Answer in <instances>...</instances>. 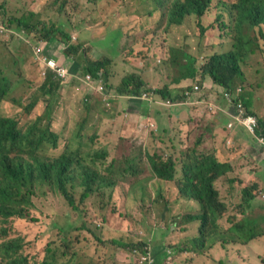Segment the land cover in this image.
<instances>
[{
    "label": "rangeland",
    "instance_id": "1",
    "mask_svg": "<svg viewBox=\"0 0 264 264\" xmlns=\"http://www.w3.org/2000/svg\"><path fill=\"white\" fill-rule=\"evenodd\" d=\"M165 11L163 6L151 0H0V80L10 89L6 98L8 101L2 102L5 114L18 116L24 128L35 124L41 131L44 124L60 132L62 138H59L58 148L46 152L51 157L60 155L64 142L71 136L70 131L78 130L77 135L83 138L84 150H87L88 144L94 149H106V164L136 156L137 165L141 168L138 176L126 175L125 182H118L112 189L107 188V194L111 193L109 199L90 195L81 202L79 195L82 188L77 186L74 189L75 204L80 205V210H71L58 193L47 186L40 187L41 196L34 198L30 218L15 219L11 231V235L22 239L24 250L36 263H40L45 256L48 260L53 256L57 264H63L73 253L71 264H139L140 254L131 253L137 250L139 253H151L155 264L157 261L158 264H179L178 259L185 254H180V249L185 248L196 252V259H202L206 264L210 261L212 264H264V236L260 241L242 243L237 236L227 232L232 224L222 219L212 224L208 218L205 219L206 239L200 237L199 228L189 231L188 227L193 225L189 217L203 215V207L194 200L178 197L174 185L157 180L150 173L149 159L143 153L144 146L150 154L159 150V154H162V150L175 146L173 154L185 156L184 160L187 153L193 155L194 148L201 152L214 149L219 161L230 166V177H237L239 184H244L245 180L254 179L256 172L264 177V136L247 130L252 136L249 140L255 139L258 145H254L256 159L247 158L248 166L243 167L244 152L247 151L245 148L240 151V143L236 140L230 143L226 141L227 131L231 138L238 127L234 122L226 127L225 118L214 114L215 118L211 120L204 112L201 118H192L190 121L193 124L189 125L185 117L177 121L172 110L182 107L188 111L190 107H195L194 100L188 101L187 105L178 101L170 107L173 109H167L151 96L132 100L113 94L123 77L135 74L147 76L150 83L146 86L155 89L156 86L160 89L168 87L176 95L173 87L179 91L183 84L175 81H179L180 72L169 61L171 56L177 60L185 53L195 62L184 60V64L188 62L193 69L201 70L211 55L228 50L225 43L231 42L234 35L231 28L222 26L223 23L230 25L228 17L219 21L212 19L211 15L204 21L207 30L201 35L197 18L191 16L178 31L168 34L162 21ZM24 14L31 25L37 22L46 27L54 25L68 34L70 45L75 49V52L68 53L59 42L58 34L57 39L53 40L52 59L66 73L53 107L47 105L44 97L26 111L31 97L38 94L43 67L35 56L37 45L34 39L40 32L35 34L34 30L26 31L8 23L9 19ZM144 15L146 18L141 21L139 17ZM171 48L181 51V57ZM88 60L103 62L109 78H112L109 88L104 85L103 91L108 98L94 94L97 99L92 107L89 99L93 94L88 91L95 87V79L80 82L83 80L80 77L88 73L84 71ZM186 67L184 65L182 69L185 71ZM242 69L247 78L254 79L264 71V60L262 57H248L242 63ZM205 80L211 81L209 76ZM192 81V84L199 85L204 82L201 74ZM87 84H91V88ZM238 85L241 84L237 82L235 86ZM233 88L238 94L240 86ZM247 91L250 90L246 88ZM123 95L128 97L127 94ZM233 97L237 95L233 94ZM209 98L207 94L206 101L214 102ZM214 103L224 104L221 94ZM229 104L232 105L230 98L225 101V105ZM225 105L223 108H226ZM162 107L165 109L162 110ZM259 113H264V107ZM145 123L153 127L149 128ZM152 130L156 131L155 137L151 135ZM218 150L222 151L221 156ZM22 157V161L26 162L27 152H23ZM71 158L70 174L78 182V164L81 161L78 156ZM100 161L102 159L98 163ZM130 183H134L136 188L129 187ZM225 184H231L228 178L217 180V187L224 195L227 193ZM247 186L251 187L249 184ZM123 189L127 190L124 194ZM262 192L253 208V214L261 218L264 217V188ZM229 211L235 212L234 205ZM255 219L262 223L261 219ZM87 236L89 240L85 241ZM63 237H67L71 244L64 247ZM48 248L50 254H46ZM63 252L67 254L61 257Z\"/></svg>",
    "mask_w": 264,
    "mask_h": 264
},
{
    "label": "trees",
    "instance_id": "2",
    "mask_svg": "<svg viewBox=\"0 0 264 264\" xmlns=\"http://www.w3.org/2000/svg\"><path fill=\"white\" fill-rule=\"evenodd\" d=\"M151 1L163 6L166 10L162 15V21L165 23V32L168 34L178 31V28L186 22L187 18L195 16L201 35H203L207 30V27H204V21L213 15L212 19L215 18L219 21L228 17V20H231L230 25L223 23L222 26L231 28L234 35L231 42L225 43L228 44V50L211 55L201 70L193 69L188 64V62L194 63V59L185 53L182 55L178 49L171 48L172 51L179 54V57L182 55V58L177 60L173 56L169 59L171 64L180 72L179 81L175 80L176 83L181 82L183 84L180 92L173 87L177 91L176 95L168 87L160 89L156 86L155 89L146 86L147 83H150L147 76L135 74L126 75L121 79L120 85L116 87L117 93L120 95L127 94L135 98H142L144 94L148 97L160 96L161 102L170 101L174 103L187 99L185 90L192 91L195 86L192 84V80H195L199 74L203 80L209 76L211 83L221 86L229 93L233 87L240 86L239 95L233 98V102L236 105L242 104L248 115L258 118L259 129L256 134L264 136L263 116L258 112L255 115L256 113L251 111L250 107H246L243 96L246 95V88L252 87L251 91L259 95L264 106V71L259 72L254 79H249L242 69V63H245L248 57H262L264 60V0ZM144 17L146 18V15L139 17V19L144 21ZM8 23L26 31L34 30L35 34L40 32L38 35L36 34L35 39L38 46L57 39L58 34L60 42L66 47L68 53L75 52V49L70 45L68 34L54 25L46 27L41 22L31 25L25 15L21 18L9 19ZM127 53L133 55L131 51H127ZM140 57L146 59L144 56ZM126 60L129 61V59ZM184 60L188 61L187 64H184ZM184 65L187 66L185 71L182 69ZM84 71L94 78L100 75L106 83L108 81L109 74H107L106 65L101 61L91 62L88 60ZM41 82L38 94L31 97L26 111L30 110L38 99L44 97H46L45 102L49 107L53 105L59 88L58 81L48 71L45 79ZM237 82L241 85L235 86ZM9 91L10 89H7L5 83L0 80V264H57L53 256L51 260L45 256L40 263H36L24 250L22 239L11 235L13 221L30 218L31 210L34 208V198L41 196L40 187L42 186H47L58 193L71 210H80V205L75 204L74 189L77 186L82 188L79 195L81 202L90 195L109 199L111 193L107 194V188L112 189L118 182H125L127 180L126 175H139L141 168L137 165L138 157L128 156L106 164L104 162L106 149L104 147L94 149L88 144L89 147L84 150L83 138L77 135L78 130L70 131L71 136L64 142L63 151L60 155L56 157L46 155L47 151L58 148L56 135L50 132L51 128L46 127L47 125H41V131L35 124L24 128L25 125L21 124L18 116L6 115L5 108L2 109L4 106L2 102L8 101L6 98ZM220 94L224 99V92H220ZM155 133L154 130L151 131L153 137L156 136ZM172 150H175V146H171L166 151L162 150V154H159L160 150L150 154L145 146L143 147L144 156L149 159L150 173L162 183L174 185L178 197L189 201L194 200L203 207V215L189 217L191 221L201 222L199 226L200 237L207 238L205 219L208 218L212 224H216L221 219L232 224L227 232L233 234L234 237L237 236V239L242 243H249L251 240L260 241L258 240L259 237L264 236V217L254 215L253 208L255 201L263 194L264 177L262 174L256 172L255 176L252 174L254 179L245 180L244 184H239L240 179L230 177V166L219 161L215 156L216 151L214 149L211 152H201L194 148L193 155L187 153V159L184 160L185 156L177 157ZM23 152H27L26 162L21 159ZM71 156H78L79 161H81L78 164L80 169L78 182L74 181V177L70 174ZM100 159L102 161L98 163ZM263 161L264 159H262ZM243 173L245 172L243 171ZM224 178H228L229 183H231L230 185L225 184L226 195L216 184L218 179ZM129 187L136 188L134 183H130ZM37 188L39 189L37 190ZM125 192L127 190L123 189V194ZM232 194L233 196H230ZM233 205L235 212L231 213L229 209ZM255 218L261 219L262 223ZM61 239L64 247L71 244L67 237ZM87 240H89L88 236L85 241ZM50 253L51 250L48 248L46 254ZM66 254L63 252L60 256L64 257ZM72 257L63 264H71Z\"/></svg>",
    "mask_w": 264,
    "mask_h": 264
},
{
    "label": "crops",
    "instance_id": "3",
    "mask_svg": "<svg viewBox=\"0 0 264 264\" xmlns=\"http://www.w3.org/2000/svg\"><path fill=\"white\" fill-rule=\"evenodd\" d=\"M205 87V88H204ZM241 90V88H239ZM253 88L251 87L249 90L247 91L248 93H246V95L244 96L245 99V105L246 107H250V110L255 112L257 115V112L259 113L260 110L263 109V104H262V100L260 99L259 95L255 94L253 91H251ZM234 90V88L232 89ZM203 91L201 94L199 92ZM220 91L223 92V88H221V90H218L213 83L207 82L206 80L204 81V83L201 85V89L200 91L194 93L190 99H188L187 101H182V104L187 105L188 101L194 100L195 101V107L194 108H189L188 111H186L185 109H183L182 107H178V108H170L174 105H176V103H172V105L170 107H165L167 109H173L172 110V115L174 117H176L177 121H181L183 117H185L186 119V124H193V121H190L192 118H194L195 120H197V116H199V118H201L203 116V113L206 112L208 113V118L213 120V115L216 114L218 115L219 118H225V124L227 127V124L230 122H234L238 127L235 128L234 132H233V137L229 138L228 135H230V133H228L227 131V135H226V141L228 143L230 142H235L234 140L238 141L240 143V151L245 148L244 152V158H243V167H247L248 166V160L247 158H251L253 160H255V156H256V151L254 149V145H258L254 139V141L249 140L250 136L247 132V128L246 126L243 124V122L240 119V113L237 109V105L234 104V102H232V105H225V101L227 100L226 98H222L224 104L219 103V104H215V98L218 96V94H220ZM235 92V91H234ZM240 92V91H239ZM209 95V99H212L214 102L212 101H206V95ZM235 94L238 96L239 93L237 94L235 92ZM242 102V101H241ZM162 104H164V102H162ZM223 105H225L226 108H223ZM209 106H213V109L211 110L209 108ZM197 107V108H196ZM244 107V106H243ZM164 107H162V110L165 109ZM245 108V107H244ZM216 110V112H214ZM245 110V109H244ZM196 111V112H193ZM247 113V112H246ZM260 115L264 116V113H259ZM251 116V115H250ZM193 119V120H194ZM217 120V119H215ZM185 127V126H182ZM222 134V133H220ZM229 139H231L232 141H228ZM246 143H248L246 145ZM260 152H262V149L259 150ZM219 155L221 156L222 151L218 150ZM225 155V154H224ZM226 157V155H225ZM256 164L259 165V162L256 161ZM263 239V236L260 237L258 240ZM181 253H185V254H181ZM180 258L179 260V264H206L205 261H203L202 259H196L198 257V255L196 254V252H190L189 250L183 248L180 249ZM190 255V256H189ZM230 262V261H229ZM213 262L210 261L208 262V264H212ZM155 264V263H154ZM158 264V261L157 263Z\"/></svg>",
    "mask_w": 264,
    "mask_h": 264
},
{
    "label": "clouds",
    "instance_id": "4",
    "mask_svg": "<svg viewBox=\"0 0 264 264\" xmlns=\"http://www.w3.org/2000/svg\"><path fill=\"white\" fill-rule=\"evenodd\" d=\"M24 15H26V14H24ZM23 16V15H22ZM21 16V17H22ZM21 17H19V18H21ZM11 19H13V18H11ZM16 27V26H15ZM18 28V27H17ZM25 34V33H24ZM36 37H37V35H36ZM36 39V38H35ZM35 39H34V43L36 44V42H35ZM60 42V41H59ZM53 43V41H50V42H47V43H44V44H42L41 46H38L37 44V48H36V52H37V54L35 55L36 56V60L38 61V64H40V65H42V67H43V76H42V79L44 80L45 79V77H46V73L49 71L53 76H54V79L56 80V81H58V83H59V85H60V83H61V81H62V79H65V71H63V69H60L59 68V63H57V62H55V60L54 59H52L53 58V51H54V45L52 44ZM61 43V42H60ZM62 44V43H61ZM63 45V44H62ZM64 47V46H63ZM64 48H66V47H64ZM48 49H50V51L48 50ZM49 62H51V63H53V66H49L48 65V63ZM63 75H62V74ZM86 76H89V80H87L86 79ZM111 76H112V74H111ZM81 79H83V80H80V82H83V83H85V82H91L93 79H95V82H96V84H95V87L91 90V91H88V89H87V91L88 92H91L93 95H92V97L89 99V104H90V107H92V105L94 104V102H95V99H97V97H94V94H100V95H103L104 97H107L108 98V95H105V93H104V85L106 86V88H109V86H110V80H112V78H109L108 77V80L109 81H107V83L105 82V80L100 76V75H98V77L97 78H94V77H92L89 73H87V74H85V75H82L81 77H80ZM205 81V80H204ZM204 83V82H203ZM109 85V86H108ZM195 85H198L199 87H200V89H201V85H199V84H195ZM87 86L88 87H90L91 88V84H87ZM205 88V87H204ZM193 89H194V87H193ZM193 89H192V91H193ZM218 90H221V89H218ZM181 91V88H180V90L178 91V92H180ZM186 91H188V90H185V92ZM200 91V90H199ZM234 91H236V88H234V90H232L231 89V92H230V94H232V96H233V94H235V92ZM221 92V91H220ZM223 92H224V95H225V93H227L228 91H226V90H224L223 89ZM194 93H196V92H193L192 93V95L194 94ZM229 93V92H228ZM113 94H114V96H117V97H119V98H131L132 100L133 99H135V97H130V96H128V97H126L125 95H120V94H118L117 93V90L115 89V92L113 91ZM191 95V96H192ZM190 96V97H191ZM190 97L188 98L187 97V99H190ZM142 98H144V99H147L148 98V96L146 95V94H144L143 96H142ZM154 98H157L158 99V103L161 105V106H166V107H170L171 105H172V103L171 104H166V102L164 103V104H162V102L160 101V99H159V96H154L153 97V99ZM226 98V97H225ZM110 99V98H109ZM187 99H185V100H182V101H186ZM227 100H228V98H226ZM111 100V99H110ZM126 100H128V99H126ZM181 101V102H182ZM232 102H233V100H232ZM174 103H177V101L176 102H174ZM173 103V104H174ZM53 105H54V103H53ZM53 107V106H52ZM213 107V106H212ZM209 108H210V106H209ZM51 117H52V113H51ZM50 123H51V118H50ZM146 124V123H145ZM147 125V124H146ZM149 128H152L153 126H151V125H147ZM50 132L52 133V134H55L56 135V137H57V139H58V141H59V138H62V136H61V133L60 132H57V131H54L52 128L50 129ZM156 132V131H155ZM50 151V150H49ZM217 184V183H216ZM193 222V225L192 226H190V227H188V230L189 231H194L196 228H199V226H200V221H192ZM195 238H197V237H195ZM135 248H136V245L134 246ZM132 254L133 253H138V254H140V257H139V264H154L155 263V261L153 260V258H152V255H151V253H149V252H146V251H143V253H139L137 250H133L132 252H131ZM144 259H146V260H144Z\"/></svg>",
    "mask_w": 264,
    "mask_h": 264
},
{
    "label": "built area",
    "instance_id": "5",
    "mask_svg": "<svg viewBox=\"0 0 264 264\" xmlns=\"http://www.w3.org/2000/svg\"><path fill=\"white\" fill-rule=\"evenodd\" d=\"M49 66H53V63L49 62L48 63ZM86 79L89 80V76H86ZM200 90V87L198 85L194 86L193 91H186L185 95L186 97H190L192 95L193 92H198ZM238 91H240V89H238ZM225 97L226 98H230L231 101L233 100V96L230 93H225ZM166 104H171L170 101L166 102ZM237 109L240 113V119L243 122V124L246 126L247 130L250 131L252 134H255V132L259 129V120L257 117L254 116H250L246 113V111L244 110V107L242 106V104H238ZM210 109L212 110L213 107L210 106ZM231 126V123L229 124ZM146 260V259H144Z\"/></svg>",
    "mask_w": 264,
    "mask_h": 264
}]
</instances>
